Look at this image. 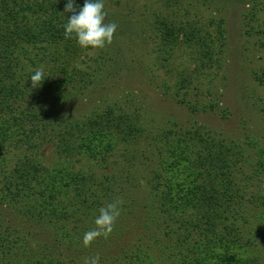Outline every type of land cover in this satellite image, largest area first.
<instances>
[{
  "label": "trees",
  "instance_id": "trees-1",
  "mask_svg": "<svg viewBox=\"0 0 264 264\" xmlns=\"http://www.w3.org/2000/svg\"><path fill=\"white\" fill-rule=\"evenodd\" d=\"M119 1L105 0V22L125 34L130 19L109 5ZM170 1L155 11L149 29L157 32L155 52L165 62L177 46L192 47L195 66L178 75L165 99L191 118L213 111L228 119L229 107L217 100L197 106L196 96L202 87L211 95L212 78L226 63L227 5L238 1L250 9L251 17L241 13V36L257 38L264 51V24L257 27L256 4L248 5L264 0ZM65 3L0 0V264H85L95 256L99 264H264L261 130L241 126L227 133L196 120L178 129L168 118L176 129L160 128L139 147V109L122 107L109 83L130 51L111 43L84 61L88 49L64 37ZM200 8L209 12L205 24ZM135 56L127 66L146 58ZM38 69L45 79L32 88L29 77ZM253 75L262 85L264 76ZM47 146L51 162L42 153ZM76 157L96 171L77 169ZM117 200L111 233L85 247L83 234L95 226L99 209Z\"/></svg>",
  "mask_w": 264,
  "mask_h": 264
},
{
  "label": "rangeland",
  "instance_id": "rangeland-1",
  "mask_svg": "<svg viewBox=\"0 0 264 264\" xmlns=\"http://www.w3.org/2000/svg\"><path fill=\"white\" fill-rule=\"evenodd\" d=\"M171 0L168 2L170 5ZM230 6L227 5L229 9L227 12L228 16V26H227V44L225 47L226 51V63L219 71V75L213 77L212 79V93L211 95H205L203 89L201 94L197 97L196 105L200 106L208 101H218L219 104H223L221 107H229L228 119L223 120L220 116V112H209L208 114L200 113L196 114L193 118L189 117L183 109H180L175 103L165 99L168 97L166 92L170 94L173 87L176 85L178 75L191 73L190 71L194 68V57L192 58V47H187L186 45L177 46L176 51L165 62L161 60V56L156 54L154 46L156 48L159 46L158 41L155 39L157 32L153 33L149 30L152 28L153 19L155 18V11L160 10L161 7L165 5L164 0H122L115 4V2H110L111 12L121 13L124 16L127 15L130 29L123 34L118 28L117 32L120 35L113 37L114 49L122 47L123 50L130 51L122 59L119 60L120 66L124 65V68L119 72L120 78L114 76V78L109 79L110 85H112L111 97L117 99L118 103L125 104L122 106L128 108V110L139 109V119L138 124L143 126V140L140 141L139 147H144L147 142H149L150 136L156 133L160 128L169 127V129H176L177 126H167L169 118L170 121L178 122V129L180 127H186L192 123V120L198 121V123L212 125L215 129H219L222 132L227 133L235 132L236 128L240 129L241 126L244 127H254L259 128L264 135V123H262V112L259 107L264 108V80L262 85L257 84L253 72L257 75H262L264 70V51L263 48L257 47L255 40L257 38H243L241 23L242 16L241 13H245L249 16V8L244 6L243 2H232ZM183 4H187L184 2ZM254 7V14L252 17L257 18L258 22L255 23L257 27L264 24V2L255 3L249 2L248 5ZM263 6V7H262ZM132 10L131 17L129 16V11ZM201 12L202 19H206L209 12L205 8L199 9ZM151 14L154 16H151ZM188 14L190 18L194 17V23L198 26L199 18L197 17L194 9H189ZM251 17V15L249 16ZM202 23L206 22L201 20ZM205 24V23H204ZM151 25V26H150ZM146 31V33H145ZM145 34H144V33ZM118 39V40H117ZM178 49V50H177ZM99 49H88L83 54L84 61H89L93 55ZM138 51L140 53H138ZM135 53L137 59L141 57H146L135 66H127L129 59ZM148 56V57H147ZM82 65V64H81ZM127 66V69H126ZM144 68L148 69L144 75H140V71ZM188 72V73H187ZM264 76V75H262ZM264 79V77H263ZM147 80H151L152 83H148ZM126 83H131V87H125ZM202 83L208 85V80L206 79ZM125 92L129 94L123 95ZM132 92V93H131ZM91 93V90H89ZM194 92H190L188 95L192 99L194 97ZM86 93L83 99L86 100L89 105L92 101L87 97ZM133 98V101L130 99ZM97 97L93 100L98 101ZM78 101V100H77ZM115 100L107 98L106 102L108 104ZM142 103V104H141ZM139 104V106H138ZM72 105V103L70 104ZM103 106V105H102ZM138 107V108H136ZM144 108L145 110H143ZM72 109V107H70ZM92 108L88 107L87 110ZM97 109L99 110L98 106ZM150 112H148L147 110ZM71 110L70 113H72ZM143 114L145 116L143 117ZM78 115V114H77ZM254 128H251L253 130ZM243 130V129H242ZM254 131V130H253ZM149 135V136H148ZM138 147V148H139ZM137 148V149H138ZM44 155H47V161L51 162V147L47 146L42 150ZM76 161L75 166L77 169H88L96 171V168L91 167V162L79 163L78 158H74ZM120 166H113L114 168ZM123 166V164H122ZM264 229V227H260ZM253 231H257L254 230ZM261 233V231H260Z\"/></svg>",
  "mask_w": 264,
  "mask_h": 264
},
{
  "label": "clouds",
  "instance_id": "clouds-1",
  "mask_svg": "<svg viewBox=\"0 0 264 264\" xmlns=\"http://www.w3.org/2000/svg\"><path fill=\"white\" fill-rule=\"evenodd\" d=\"M63 14H70L63 25L65 39H75L82 49H103L113 41L117 29L115 22H105V0H83L82 6L76 0H66ZM32 88L42 85L45 75L42 69L36 70L29 77ZM28 79V80H29ZM119 200L99 209L94 218V227L83 234L85 247L101 236L111 233L114 223L120 214ZM99 256L90 258L85 264H99Z\"/></svg>",
  "mask_w": 264,
  "mask_h": 264
}]
</instances>
